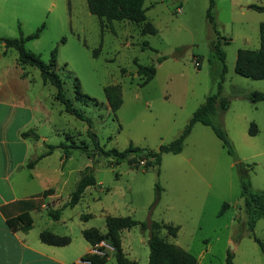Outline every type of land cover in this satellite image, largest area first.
<instances>
[{"label": "rangeland", "instance_id": "rangeland-1", "mask_svg": "<svg viewBox=\"0 0 264 264\" xmlns=\"http://www.w3.org/2000/svg\"><path fill=\"white\" fill-rule=\"evenodd\" d=\"M247 1L216 0L212 9L222 36L229 38L221 46L226 55L225 74L224 62L213 47L218 35L207 17L209 0H145L147 17L157 34H142L132 21L114 20L102 27L101 20L89 11L87 0H12L5 4L0 12V37L28 35L45 24L40 37L28 40L26 48L45 61L57 48L56 69L66 93L86 116L83 120L64 111V105L55 99L54 85L41 86L51 113L41 129L47 140L40 141L41 136L38 140L45 149L46 143L66 141L96 152L92 160L80 150H71L63 168L67 184H59L64 191L61 207L92 167L101 183L94 187L96 199L90 207L85 201L75 210L90 213L88 221L93 226L104 227L103 212L145 222L156 220L179 227L176 237L166 229L161 235L195 255L199 264H224L228 252L233 253L235 264H264V251L253 237L264 241V218L253 232L238 236L241 223L248 218L238 162L245 163L252 186L264 190V101L249 98L253 91L264 92V79L235 71L239 49L260 47L259 24L264 12L244 10ZM10 50L11 56L17 55L16 49ZM137 63L157 69L143 86ZM30 67L40 81V70ZM221 82L222 95L230 106L213 120L227 132L235 155L228 152L212 126L201 122L194 125L182 152H165L160 166L148 168L133 166L127 159L115 163L95 148L88 134L89 129L94 131L104 149L123 150L133 143L158 150L182 133L194 111L218 91ZM110 84L122 86L123 104L116 113L104 90ZM80 91L99 103L81 99ZM251 122L258 125L257 135L249 134ZM60 155L65 158L61 149L55 150L47 162L57 165ZM58 174L52 175L56 178ZM224 203L229 208L220 215ZM65 212L73 213L71 208ZM72 231L77 233L78 228ZM130 232L125 241L132 255L149 257L150 230L136 225Z\"/></svg>", "mask_w": 264, "mask_h": 264}, {"label": "trees", "instance_id": "trees-1", "mask_svg": "<svg viewBox=\"0 0 264 264\" xmlns=\"http://www.w3.org/2000/svg\"><path fill=\"white\" fill-rule=\"evenodd\" d=\"M215 3L216 0H209L207 17L218 35L217 40L213 43V47L214 50L219 53L224 62L223 73L225 74L227 71V65L225 64L226 55L221 49V46L223 43L229 41V38L222 36L218 29V24L215 22L214 16L212 15V9L215 6ZM87 4L89 11L101 20L102 27H104L106 22H113L114 20L132 21L139 25V30L142 34H157L158 30L156 26L147 17L145 0H87ZM251 7L255 10L264 12L263 5L252 4ZM44 27L45 24H42L35 32L28 35L21 33L19 37L15 38L0 37V43L3 42L5 47L4 54L7 53V49L9 48L16 49L20 65L37 67L40 70L43 82L45 84L50 83L56 87L55 99L64 105V111L85 120V114L77 108L73 104V101L68 97L64 87V81L56 69L58 66L57 48L52 50L49 61L43 60L39 54L26 48V42L28 40L39 38ZM259 33L260 47L257 49H239L235 65V71L238 74L252 79H264V21L259 25ZM98 52L99 49L95 50V55H98ZM137 65L138 74L141 77L139 84L143 86L154 78L157 69L154 65H144L140 63H137ZM75 79L79 81L78 78ZM104 90L110 108L116 113L123 104L122 86L120 84H110L105 86ZM78 96L85 101H93L96 104L99 103L96 98L87 93L80 91ZM249 98L253 102L264 101V92L253 91L249 95ZM229 106L230 100L222 95L221 82L218 91L207 96L206 101L194 111L189 123L186 125L182 133L170 143L161 144L158 150L141 147L134 145L133 143L123 150L117 148L104 149L100 145L99 138L94 131L89 129L88 134L92 138L95 148L101 153L111 157L115 163L127 159L133 166H144L145 168H148L152 165L160 166L162 162V154L165 152H182L185 140L192 132L194 125L197 122H201L212 126L216 135L222 140L223 145L227 148L228 152L235 155L234 146L227 132L221 126L216 125L213 120L215 116L227 111ZM258 132V125L255 122H251L249 134L257 135ZM23 136L36 139L39 138V134L32 129L24 132ZM56 149H61L64 152L65 159L69 157L72 149H77L85 153L92 160H95L96 152L88 146L62 141L58 144H47V151L31 160L28 163V166L31 168L34 167L39 159L52 154ZM244 164L245 163L243 162H238V172L242 186L241 196L243 198V208L246 210L248 218L241 223L238 229L239 237H242L247 231L253 232L257 222L264 218V190L256 189L252 186ZM91 168L92 167H90V171L87 173H83L76 188L72 191L70 199L64 204V206L57 209H50L48 211L49 215L55 219H59L62 210L65 207H74L81 200L86 188L97 183L93 168ZM156 199H159V186ZM228 208L229 204L224 203L220 210V215L224 214ZM89 217V214L83 215L84 219H88ZM14 221H21L24 224L23 229L25 231L32 227V218L27 213L20 215L17 220H10L9 223L13 225ZM136 225H141L143 229L150 230V237L148 239L150 248L148 264H199L195 255L177 244L169 243L161 235V230L166 229L170 235L176 237L179 227L156 220L145 222L134 219L132 216L108 215L106 217V233L101 232L96 227H90L83 230V236L92 246H96L104 239L110 241L115 248V256L118 264H136L135 261L128 257L122 247V231L124 229H131ZM253 237L264 251V241L256 235H253ZM40 239L45 243L58 246L67 245L72 241L70 235L56 234L50 230L41 231ZM108 256L109 255L102 257L95 254H88L82 257V259L90 260L91 264H103L106 262ZM233 258V253L228 252L224 264H235Z\"/></svg>", "mask_w": 264, "mask_h": 264}, {"label": "crops", "instance_id": "crops-1", "mask_svg": "<svg viewBox=\"0 0 264 264\" xmlns=\"http://www.w3.org/2000/svg\"><path fill=\"white\" fill-rule=\"evenodd\" d=\"M12 0H0V12L6 7V3ZM241 2V1H240ZM244 10H248L252 4L264 6V0L247 1ZM241 6H244L241 3ZM179 8V12L182 11ZM263 22V21H261ZM260 22V23H261ZM260 25V24H259ZM0 50V264H79L82 257L91 254L92 245L83 236V230L93 226L84 219L81 211H76L80 203L90 202L96 198L94 187L101 185L97 181L95 185L88 186L79 201L71 208L73 213L66 214L62 210L59 219L49 215L50 209L61 208L63 190L60 183L65 186L67 180L63 179V168L67 159L60 155L57 165L47 162L50 155L38 160L34 167L28 163L47 151L44 148L41 135L42 127H45L50 118L51 111L42 98V87L47 84L42 77L38 80V73L33 74L29 66H22L18 61V54L11 56V48L4 54V43ZM41 75V74H40ZM34 130L42 138L37 141L33 137H24L23 133ZM37 142V143H36ZM47 146V143H46ZM57 150V149H56ZM59 167H61L59 169ZM56 173L55 178L52 174ZM79 181V180H78ZM99 191L102 188H98ZM50 190V191H49ZM72 191L65 202L70 199ZM64 204V203H63ZM29 214L32 218V227L24 230V224L17 220L22 214ZM90 216L91 214L88 213ZM110 214L102 213L105 217L104 227H96L106 233V217ZM115 216V215H114ZM59 225L64 226V231L57 229ZM78 228L73 233V228ZM43 230H50L60 235H70L72 241L63 246L52 245L40 239ZM130 229L122 231V247L124 252L136 264H148L149 257L140 259L132 255L131 248L126 243ZM103 264H118L115 250Z\"/></svg>", "mask_w": 264, "mask_h": 264}, {"label": "built area", "instance_id": "built-area-1", "mask_svg": "<svg viewBox=\"0 0 264 264\" xmlns=\"http://www.w3.org/2000/svg\"><path fill=\"white\" fill-rule=\"evenodd\" d=\"M197 66L199 65L198 62H196ZM91 254L99 255V256H107L110 252L114 251L115 248L112 245V243L106 239L101 240L96 246H92ZM79 264H91L90 260L88 259H81Z\"/></svg>", "mask_w": 264, "mask_h": 264}]
</instances>
